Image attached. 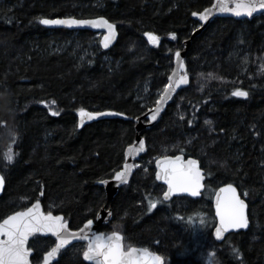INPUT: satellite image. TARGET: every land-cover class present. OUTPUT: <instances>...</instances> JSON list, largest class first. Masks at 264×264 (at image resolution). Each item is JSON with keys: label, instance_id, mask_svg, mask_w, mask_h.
<instances>
[{"label": "trees", "instance_id": "1", "mask_svg": "<svg viewBox=\"0 0 264 264\" xmlns=\"http://www.w3.org/2000/svg\"><path fill=\"white\" fill-rule=\"evenodd\" d=\"M213 1H0V222L39 201L45 214L62 215L77 230L105 208L112 219L99 232L118 231L125 249H147L164 264H264V15L219 18L191 39L192 13ZM64 17H104L116 26L117 41L102 51L89 31L41 26V19ZM188 40L189 85L139 133L146 147L140 166L107 202L99 182L121 169L135 119L155 105L174 53ZM236 89L248 95L235 96ZM81 108L122 117L80 127ZM177 155L198 160L204 171L198 200L162 199L154 162ZM227 184L246 201L250 225L217 243L212 197ZM54 245L52 237H33L31 263L41 264ZM85 247L62 251L54 264H88Z\"/></svg>", "mask_w": 264, "mask_h": 264}, {"label": "snow or ice", "instance_id": "2", "mask_svg": "<svg viewBox=\"0 0 264 264\" xmlns=\"http://www.w3.org/2000/svg\"><path fill=\"white\" fill-rule=\"evenodd\" d=\"M257 8L264 9V0H246V2L237 3L236 9L221 7V11H235L236 15L241 12L251 16ZM210 13L206 9L205 12H193V16L199 15L201 20H207ZM45 25H66V26H87L92 28L107 29V34L102 41L103 46L107 48L112 39L115 38V25L110 23L104 17L96 19H41ZM153 42L158 40L153 33H146ZM170 35L175 38V33ZM177 57L180 53H176ZM183 67V63L180 65ZM178 84L187 83L186 78H181ZM233 95L245 97L248 95L246 91L236 89ZM58 113H53L57 115ZM81 122L87 116L88 119H93L96 116L103 115L98 112H86L85 109H79ZM122 115V114H120ZM152 119H156L153 114ZM143 146V141H141ZM9 161L12 156L7 157ZM180 157H176L174 161L164 165L163 170L157 173V180H164L168 185V190L164 192V198L167 199L173 194L188 193L195 197L200 194V189L204 187L201 183L203 176L200 168L197 166L196 160H188L186 163H177ZM115 179L122 182H127V168L123 172H117ZM4 184V177L0 176V185ZM223 196L216 197V213L219 218V226L216 228L217 238L228 229H243L248 227V218L245 214V202L237 195L236 188L232 184H227L220 189ZM156 203H151L149 211L156 208ZM202 223L204 221H201ZM93 220H88L85 224V229L90 230L93 225ZM67 222L61 216H53L51 212L45 215L40 211L39 201L33 207L22 212H16L0 223V264H29L28 256L32 251L31 248H26L25 244L29 236L33 233H52L57 237V243L51 251L44 254L43 264H49L50 258L70 242L72 237L64 235L67 230ZM6 237V239L4 238ZM88 241L87 250L83 256L87 261L93 264H161V257L149 253L147 249L129 248L123 250L122 237L118 231H113L110 235L104 233H92L81 237ZM233 251H236L233 249Z\"/></svg>", "mask_w": 264, "mask_h": 264}, {"label": "water", "instance_id": "3", "mask_svg": "<svg viewBox=\"0 0 264 264\" xmlns=\"http://www.w3.org/2000/svg\"><path fill=\"white\" fill-rule=\"evenodd\" d=\"M241 2H246V0H214L210 6H208L207 8H205L201 11V12H205V10L207 9L208 12L210 13L208 15L207 20H201L199 15H197V16L191 15V18L197 23V28L192 33L191 39L194 38L195 36H197L198 34H200L202 31H204L214 20L219 19V18H229V19L240 20V21H243V20L251 21L257 16L264 15V9H261V8H257V10L254 11L251 16L247 15L244 12H241L240 15H236L235 11H221L220 10L221 7L229 8V9H236L237 3H241ZM201 12H198V13H201ZM64 18H69V17H64ZM64 18H55V19H64ZM72 18H74V17H72ZM76 19H78V18H76ZM89 19H96V18H89ZM41 26L46 28V29H50V30L65 29L68 31H89L93 34L100 35L99 45L103 51H108L116 43L117 38H118V33H117L116 26H115V29H116L115 38L112 39L111 42L109 43V46L107 48H105L103 46L102 41L104 39V36L107 34V29L92 28L90 25H87V26H66V25H45V24L41 23ZM189 45H190V40L184 42L183 50L177 51L180 53L179 57H177V55H176L177 52L174 53V55H173V66H172L171 73H170V75L167 79V83H166L165 87L163 88V90H162L157 102L155 103V105L153 107L147 109L140 117L135 119V122H136L135 128H136V133H137L135 141L133 142V144H131L130 146H128L125 149V151H124V163H123L121 169L119 171H117V172H123L127 168V182H122L120 180L115 179L117 172L113 175V177L111 179L99 182V186H101L105 191L107 202H111L114 199V197L117 195L119 189L122 186L129 183V181L132 178V175L136 169L135 162L145 153V150H146L145 141H144L143 137L140 136L139 133L144 129H150L152 126L157 124V122L161 118V115L164 113L166 108L172 102L173 97L176 96L180 91H182L183 89L188 87L190 80H189V76H188L187 69L185 66L184 58H185V53H186ZM181 63H183V67L180 66ZM181 78H186L187 83L178 84L177 82ZM238 97H240V96H238ZM86 112H88V111H86ZM98 113H102L103 115L96 116L93 119H88L87 116H85L83 118V122H81V117L79 115V117H78L79 126L81 127L87 123L94 122V121H100V120H107V119L122 117V115L115 113V112H110V111H104V112H98ZM153 114L156 115L155 120L152 119ZM141 141H143V146H141ZM176 157L181 158L180 161H177V163H186L190 159L196 160L194 158H185L182 155H177V156H173V157L172 156H165V157L158 158L154 162V169H155V175L154 176H155L156 182L159 185H162L164 187V192L168 190V185L164 180H157V178H156L157 173L161 172L163 170L164 165L171 163L172 161L175 160ZM196 161H197V166L200 168L201 174L203 176L201 183L204 185V187L200 189V194L198 196L193 197L188 193H177V194H173L169 198L165 199L164 198V192H163L162 199L165 202H169L172 198H178V197H187V198H190L192 200H198L201 198L202 193L205 189V175H204V171L200 167L198 160H196ZM0 176H2V175L0 174ZM225 186L226 185H223V186L219 187L218 189H216L214 194H213V197H212V210H213V215L215 218V224H214V227L212 229V235H213L214 240L217 243L223 242V240L229 234L247 231V229L250 225L249 219H248V227L247 228L228 229L227 231H225L222 234L221 237L217 238L215 233H216V228L219 226V218H218L217 213H216V197L218 194L221 196L224 195V193L220 192V189L224 188ZM4 187H5V181H4L3 185H0V196L2 195V193L4 191ZM233 187L236 188L235 186H233ZM236 192H237V195L240 197V199H242V197L240 196L239 191L237 189H236ZM242 200L245 202V205H246L245 214L248 218V205L244 199H242ZM34 204H36V202L33 203L28 208L33 207ZM39 204H40V202H39ZM25 210H23V211H25ZM40 211L43 212L41 204H40ZM19 212H22V211H19ZM45 215H47V214H45ZM53 216L63 217L62 215H53ZM8 217H6L5 219H7ZM63 219H64V217H63ZM111 219H112L111 210L102 208V210L97 214L95 220H93L94 223L91 226L90 230L81 231V230L85 229L86 223L81 228H79L77 230H71L68 226L64 235L70 236V237H72V239H70V242L67 245H65L64 247H62L57 252L56 255H54L53 257L50 258L49 264H54L57 261L59 255L62 251L66 250V249H68V248H70L76 244H84L86 246L85 250H87L88 241L85 239H82L81 237L84 235H91L92 233H102V232H99V228L103 225H107L111 221ZM4 220H2L0 223H3ZM67 225H68V223H67ZM110 234H107V235H110ZM120 235L123 238L122 234H120ZM35 236L52 237L55 240V245L57 243V237L55 235H53L52 233H43V232L42 233H33L31 236H29L28 241L25 244L26 248H28L29 241ZM4 238L6 239V237H4ZM122 244H123V239H122ZM55 245H54V247H55ZM131 248L144 249V248H137V247H131ZM128 249H125L124 244H123V250L127 251ZM148 252L155 254V255H158L157 253L151 252L149 250H148ZM31 255H32V251L29 253V256H28L29 264H32L30 261ZM85 261L88 264H93V262H91V261H87V260H85ZM41 264H43V261ZM161 264H164V260L162 257H161Z\"/></svg>", "mask_w": 264, "mask_h": 264}, {"label": "rangeland", "instance_id": "4", "mask_svg": "<svg viewBox=\"0 0 264 264\" xmlns=\"http://www.w3.org/2000/svg\"><path fill=\"white\" fill-rule=\"evenodd\" d=\"M98 37H100V35H96V37L95 38H98ZM100 41V40H99ZM96 43L95 42H93V43H91L90 45H89V47H93L94 45H95ZM66 47H69V48H71L72 49V53H76V54H78V52L79 53H81V48L78 46V45H74V44H67L66 45ZM54 49V48H53ZM58 49H62V47L61 46H55V49L54 50H58ZM103 51V50H102ZM89 54V53H88ZM83 58V57H82ZM81 58V59H82ZM140 165H137L136 167H139ZM214 227V226H213Z\"/></svg>", "mask_w": 264, "mask_h": 264}, {"label": "bare ground", "instance_id": "5", "mask_svg": "<svg viewBox=\"0 0 264 264\" xmlns=\"http://www.w3.org/2000/svg\"><path fill=\"white\" fill-rule=\"evenodd\" d=\"M216 190V189H215Z\"/></svg>", "mask_w": 264, "mask_h": 264}]
</instances>
